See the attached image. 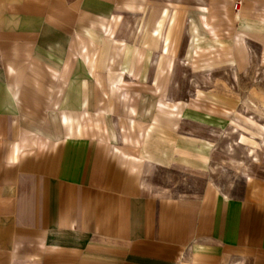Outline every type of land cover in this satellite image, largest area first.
Returning <instances> with one entry per match:
<instances>
[{
	"label": "crops",
	"instance_id": "crops-1",
	"mask_svg": "<svg viewBox=\"0 0 264 264\" xmlns=\"http://www.w3.org/2000/svg\"><path fill=\"white\" fill-rule=\"evenodd\" d=\"M258 68L264 0H0V264H264Z\"/></svg>",
	"mask_w": 264,
	"mask_h": 264
},
{
	"label": "rangeland",
	"instance_id": "rangeland-1",
	"mask_svg": "<svg viewBox=\"0 0 264 264\" xmlns=\"http://www.w3.org/2000/svg\"><path fill=\"white\" fill-rule=\"evenodd\" d=\"M258 69H259L258 71H260V72H263L264 71V68H258ZM251 81H252L251 79H245V80H243V83L245 85H250L251 86L252 85V82ZM259 81L264 86V78H263V75H260ZM235 82L237 83V82H239V80L236 79ZM251 153L254 154V148L251 149ZM226 161L229 164H231L233 167L237 168V169H239L240 168V165L243 164V162L241 160H237L235 158H228V159H226ZM217 170H221V172L220 171H216V173L218 174L217 176L220 177L223 180V177H224V169L218 166V169Z\"/></svg>",
	"mask_w": 264,
	"mask_h": 264
},
{
	"label": "built area",
	"instance_id": "built-area-1",
	"mask_svg": "<svg viewBox=\"0 0 264 264\" xmlns=\"http://www.w3.org/2000/svg\"><path fill=\"white\" fill-rule=\"evenodd\" d=\"M235 8H236V9L239 8V2H236V4H235Z\"/></svg>",
	"mask_w": 264,
	"mask_h": 264
}]
</instances>
